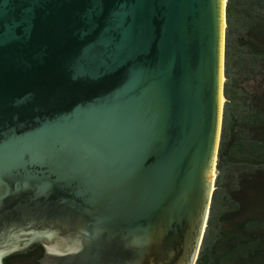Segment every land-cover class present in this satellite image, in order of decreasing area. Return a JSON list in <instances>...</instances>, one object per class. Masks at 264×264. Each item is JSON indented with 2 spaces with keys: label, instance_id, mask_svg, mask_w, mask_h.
<instances>
[{
  "label": "water",
  "instance_id": "95a60500",
  "mask_svg": "<svg viewBox=\"0 0 264 264\" xmlns=\"http://www.w3.org/2000/svg\"><path fill=\"white\" fill-rule=\"evenodd\" d=\"M224 28L225 0H0V264H194Z\"/></svg>",
  "mask_w": 264,
  "mask_h": 264
},
{
  "label": "trees",
  "instance_id": "16d2710c",
  "mask_svg": "<svg viewBox=\"0 0 264 264\" xmlns=\"http://www.w3.org/2000/svg\"><path fill=\"white\" fill-rule=\"evenodd\" d=\"M223 77L215 177L194 264H264V0H225Z\"/></svg>",
  "mask_w": 264,
  "mask_h": 264
},
{
  "label": "flooded vegetation",
  "instance_id": "af4514ba",
  "mask_svg": "<svg viewBox=\"0 0 264 264\" xmlns=\"http://www.w3.org/2000/svg\"><path fill=\"white\" fill-rule=\"evenodd\" d=\"M34 245H38L37 249ZM29 249L33 251L29 256L21 258L19 254L26 253ZM26 255V254H23ZM46 257V251L41 243H35L29 246L24 251L9 253L1 258V264H43V259Z\"/></svg>",
  "mask_w": 264,
  "mask_h": 264
},
{
  "label": "bare ground",
  "instance_id": "6f19581e",
  "mask_svg": "<svg viewBox=\"0 0 264 264\" xmlns=\"http://www.w3.org/2000/svg\"><path fill=\"white\" fill-rule=\"evenodd\" d=\"M221 80H222V77H221ZM222 101V98H220V102ZM214 159H215V153H214ZM214 161H213V168H212V175H211V178L214 177Z\"/></svg>",
  "mask_w": 264,
  "mask_h": 264
}]
</instances>
